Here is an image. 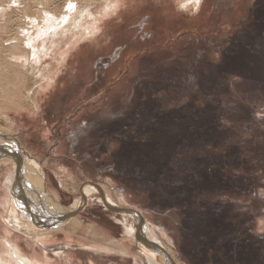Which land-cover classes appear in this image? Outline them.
Segmentation results:
<instances>
[{"label":"rangeland","instance_id":"obj_1","mask_svg":"<svg viewBox=\"0 0 264 264\" xmlns=\"http://www.w3.org/2000/svg\"><path fill=\"white\" fill-rule=\"evenodd\" d=\"M43 1L0 16V133L41 166L46 191L69 206L98 185L178 264H264V0H202L196 10L111 0L113 11L107 0H74L96 31L50 51L42 66L52 81L39 89L10 59L27 52V17L43 3L64 10L65 0ZM2 215L0 206V240ZM76 215V229L37 245L13 232L3 240L46 264L142 263L133 219L97 194ZM91 224L97 237L77 230Z\"/></svg>","mask_w":264,"mask_h":264},{"label":"bare ground","instance_id":"obj_2","mask_svg":"<svg viewBox=\"0 0 264 264\" xmlns=\"http://www.w3.org/2000/svg\"><path fill=\"white\" fill-rule=\"evenodd\" d=\"M0 1L2 3V5H0V16L4 13H7L8 11L12 12V9L18 11L21 6H23V4L29 7V4L27 5V3H30L31 1L35 2V0H26L28 1L26 3H24L23 0ZM201 1L202 0H177L180 7L181 5H184V7H181L182 9L193 8L194 10L199 8ZM43 2H46V0ZM43 4L45 6L40 7V14L35 18L27 17L25 19L27 20L26 27L23 28L20 32L18 31L19 34H21V38L23 40L22 43H20L21 47L27 52L24 55H18L17 57L11 55L10 59L13 63L19 65L23 70L26 67H29L32 70V82H40V85H37L39 89L40 87L44 88V85L42 84L43 82L46 87L49 86L52 81V76H50L47 67L42 66L45 62V58L50 54V51H54L55 48H57L59 44L64 43V41L67 40L69 36H81L82 34H87L89 36L94 33L97 28L96 20L91 22L92 20L88 21L87 19L91 17L89 8L87 6H78L76 2H74V0H65L64 10L58 16L47 11V4ZM43 4H41V6ZM116 7V3H113L111 0H107V5L104 9L106 11H113L114 9L116 10ZM10 41L11 42L8 43L7 46L16 49L17 47L15 46L19 45V41H15L12 39H10ZM65 44L63 45L65 46ZM1 48L2 46L0 47V56H2L3 50V48ZM0 74L2 75V70H0ZM32 90L33 88H28L26 90L25 94L27 95V98H31L33 96ZM5 133H0V144L6 145V149H8V146H11V144H17L21 149V154H19L18 152L19 149L17 150L14 148L15 146H11L12 151L17 154V160L16 162H14V158L12 159L9 154L12 153V151L7 152L6 150L7 153L0 152V169L7 167L6 174L10 178L7 185H3L2 183H0V206L2 207V221L4 225V236L2 237V240H0V264H46V262H41L34 257L27 256L16 243L8 244L7 241L3 239L8 238V236L12 235L11 233L13 232L17 235V238L22 237L30 245H37V243L46 241L48 239V236H53L54 234L60 233L65 235L64 233L67 227L76 229L75 227L78 226L77 221L80 219L79 215L76 214L81 209L82 203L85 204L86 198H88L90 195L93 196V194H97L103 201L105 207L110 211L118 214L119 216L127 218L130 217L135 221V223L137 224L136 228H138L136 235V241L138 242V244H136L135 246H137L136 248L138 249V251L142 253V255L137 256L136 259H141V264H178L169 255V253L164 250V248L157 250L156 243L151 237L148 236L149 232L147 226L144 224V220L139 213L134 211V209L130 210L123 208L120 204L116 205L114 201H111L110 198L107 197L108 195L106 196L102 188L98 185H95L94 183H88L83 186L81 189L82 194L80 195V197L75 199L73 204L69 206H61L58 202H56L58 200V194L52 190H49V193H52L56 198L55 202L51 200L52 198L50 199L46 194L39 195L43 200L41 202H44V207H46L44 209L47 210V214L49 215L43 214L41 212V208L38 209L36 205V208H34L36 212L31 211L28 208L29 206H27L28 203L34 205V203L36 202L31 198L22 197V190L20 191V185L18 182L21 181V176H31L30 178L36 177V181L34 182L35 184L37 182L38 185L36 186L38 188V191H40L41 193H43V191H46L49 187L45 184L46 179L41 166H39L38 163L34 162L29 157L28 153L20 146V144L16 142L14 138L12 139L10 136L5 135ZM27 183L29 184V182H26L23 184V186L28 187ZM13 196H20L23 206V208L22 206L20 207L22 209L21 211H19V207V209H17L18 211H14V205L17 207L18 205L16 204L17 202L19 203V201H17L15 204V199ZM46 210L42 211H44L45 213ZM51 216L54 219L51 218ZM91 226L92 228H78L77 230H82L84 232H87V234H90V236L97 237L101 233L100 230H98L97 227L93 224H91Z\"/></svg>","mask_w":264,"mask_h":264},{"label":"crops","instance_id":"obj_3","mask_svg":"<svg viewBox=\"0 0 264 264\" xmlns=\"http://www.w3.org/2000/svg\"><path fill=\"white\" fill-rule=\"evenodd\" d=\"M31 176H28V177H25V176H21V181H18L19 182V185H20V191L22 192V197H24V198H31L33 201H35L36 203H34V205H32L31 203L29 204L28 203V205L27 206H29L28 208L31 210V211H33V212H36L35 211V209L34 208H36V206L38 207V209L39 208H41V212L43 213V214H45V215H49V214H47V210L46 209H44V208H46V207H44V202L42 203L41 201H43L42 199H41V196H39V195H43V194H46V195H48L49 196V198L51 199V200H53L54 202L56 201V198L53 196L52 197V195L49 193V192H47V191H43V193H41L40 191H38V188H37V186L36 185H38L37 184V182H36V184H35V182L34 181H36V177H34V178H30ZM30 178V179H29ZM35 179V180H34ZM18 180V179H17ZM26 182H29V184H28V187L27 186H23V184L24 183H26ZM34 183V184H33ZM50 194V195H49ZM51 196V197H50ZM14 197V196H13ZM19 200H18V199ZM14 199H15V204H16V202L17 201H19V203L17 202V204L16 205H18L17 207L14 205V211H16L17 209H19L21 206H22V201H21V199H20V196H15L14 197ZM56 202H58V200L56 201ZM38 203V204H37ZM59 203V202H58ZM35 206V207H32V206ZM38 205H41V206H38ZM19 207V208H18ZM22 208H23V206H22ZM37 209V210H38ZM22 209L20 208L19 209V211H21ZM42 210H46V212L44 213V211H42ZM18 211V210H17ZM51 218H53L52 216H51ZM54 219V218H53Z\"/></svg>","mask_w":264,"mask_h":264},{"label":"water","instance_id":"obj_4","mask_svg":"<svg viewBox=\"0 0 264 264\" xmlns=\"http://www.w3.org/2000/svg\"><path fill=\"white\" fill-rule=\"evenodd\" d=\"M4 144H5V143H4ZM11 146H13V147L15 146L14 148L17 149V150L19 149L18 152H19V154H21V151H20L21 149L18 147L17 144H16V145H12V144H11ZM11 146L9 145V146H8V149H6V148H5L6 145H1V144H0V152H1V153H5L6 150H7V152H8V151L11 152V151H12V147H11ZM4 148H5V149H4ZM7 152H6V153H7ZM9 154H10V156H11L12 159L14 158V159H13L14 162H16V160H17L16 155H17V154L14 153L13 151H12V153H9Z\"/></svg>","mask_w":264,"mask_h":264},{"label":"snow or ice","instance_id":"obj_5","mask_svg":"<svg viewBox=\"0 0 264 264\" xmlns=\"http://www.w3.org/2000/svg\"><path fill=\"white\" fill-rule=\"evenodd\" d=\"M181 7H184V5H181Z\"/></svg>","mask_w":264,"mask_h":264}]
</instances>
